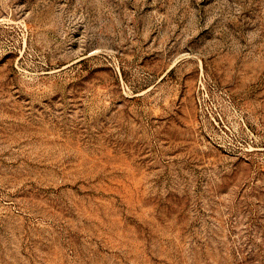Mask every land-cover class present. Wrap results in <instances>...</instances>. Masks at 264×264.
Wrapping results in <instances>:
<instances>
[{
    "label": "rangeland",
    "instance_id": "rangeland-1",
    "mask_svg": "<svg viewBox=\"0 0 264 264\" xmlns=\"http://www.w3.org/2000/svg\"><path fill=\"white\" fill-rule=\"evenodd\" d=\"M0 264H264V0H0Z\"/></svg>",
    "mask_w": 264,
    "mask_h": 264
}]
</instances>
